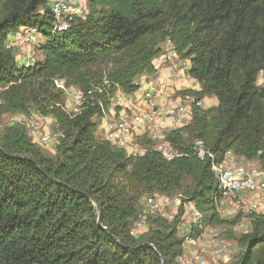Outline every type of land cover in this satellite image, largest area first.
Returning a JSON list of instances; mask_svg holds the SVG:
<instances>
[{
    "label": "trees",
    "instance_id": "trees-1",
    "mask_svg": "<svg viewBox=\"0 0 264 264\" xmlns=\"http://www.w3.org/2000/svg\"><path fill=\"white\" fill-rule=\"evenodd\" d=\"M86 9L54 32L49 0H0V114L49 116L57 136L52 155L23 126L0 136V264H177L178 216L147 214L145 231L130 228L153 193L193 202L202 225L230 222L216 210L221 191L196 139L216 161L230 151L264 167V0H86ZM21 28L42 35L30 67L7 46ZM167 42L200 85L177 92L193 98L190 120L165 133L179 155H127L98 135L96 118L156 73ZM55 80L82 93L76 111ZM205 96L217 106L198 105ZM247 220L235 258L222 264H264V213Z\"/></svg>",
    "mask_w": 264,
    "mask_h": 264
},
{
    "label": "built area",
    "instance_id": "built-area-1",
    "mask_svg": "<svg viewBox=\"0 0 264 264\" xmlns=\"http://www.w3.org/2000/svg\"><path fill=\"white\" fill-rule=\"evenodd\" d=\"M84 2L85 0H49V7L54 20L53 31L65 29L69 20L73 17H84L87 13ZM39 34L35 29L28 28H25L24 32H13L12 39L7 42V46L16 51V48L22 44L38 43L39 39L36 36H39ZM159 56L165 61L171 62L169 68L172 79L189 77L187 73L189 61L179 58L171 43L167 42L163 46ZM15 57H18L16 52ZM37 60L32 53L31 55L28 54L21 66L30 67ZM54 82L67 95L65 96L66 109L68 111H76L83 101L82 93L73 86H65L63 80H55ZM140 84L141 81L139 80ZM159 92L155 91L148 95L143 106L138 105L140 109L126 107L115 110L110 114L103 112L101 115V136L111 145L123 149L127 155H141L149 149H154L166 160H171L173 157L178 156L179 154L166 140V134L159 126L158 118L163 115L175 128L185 125L191 117L193 98L184 96L183 98L186 99L184 103H175L169 100L166 104H162ZM121 97H123L122 93L118 92L114 96L113 102ZM197 104L201 106V100ZM26 116H28V120L25 129L32 138V142L39 146H51L53 149L57 143V136L51 134L48 128V122H52V119L35 111H31ZM141 119L143 120L144 132L148 139L154 143L151 147L141 145L135 138L134 133ZM193 147L200 159L207 158L210 161L211 169L218 181L221 197L216 204V210L220 217L226 214L230 204L238 203L245 194L260 195L264 192V167H261L255 161L244 159L234 163L230 160L233 156L230 151L226 152L220 161H216L214 155L205 148L203 141L199 139L193 142ZM174 201L175 199L172 200L170 197L156 193L145 195L142 198V212L138 219L133 221L129 233L138 235L146 230L147 214H154L169 221L174 220L175 217L167 209L168 204ZM182 207L184 209L183 213L186 214L187 211H190L191 216L188 221H185L182 213L183 215L177 225L179 233L185 239L183 252L176 259L177 264H210L209 259H224L231 248L226 241L220 239H218L216 244H213L214 239L218 235L217 227L201 224V213L196 209L193 202L184 200ZM239 227V229H243L244 226ZM244 228L243 232H246L247 226ZM195 230H200L199 235L197 237L190 236Z\"/></svg>",
    "mask_w": 264,
    "mask_h": 264
},
{
    "label": "rangeland",
    "instance_id": "rangeland-1",
    "mask_svg": "<svg viewBox=\"0 0 264 264\" xmlns=\"http://www.w3.org/2000/svg\"><path fill=\"white\" fill-rule=\"evenodd\" d=\"M84 1V0H83ZM85 3V2H84ZM38 39L42 40V35L39 34V36H36ZM37 42H32L31 44H22L16 49V54H17V62L21 66L22 62L27 58V55L31 53L37 58L40 59V55L38 54V51L36 50V45ZM261 81V75L258 77V82ZM1 89V88H0ZM67 96V95H65ZM65 102H66V97H65ZM74 106V105H73ZM72 109V108H71ZM28 116L23 115L22 113H4L0 114V136L4 133V129L6 127H11V126H18V127H25L27 123ZM48 128L51 132V134L55 135L53 132V124L51 121L48 122ZM28 135V134H27ZM29 136V135H28ZM30 137V136H29ZM31 141L32 138L30 137ZM36 144V143H35ZM44 153L48 155L54 154V148L52 149L51 146H39L36 144ZM185 185H188L189 182L185 181ZM170 198L173 200L175 199L174 202L168 204V211L173 217H179L177 220H180L183 213V207H182V197L178 194H174L170 196ZM179 200V201H178ZM178 201V202H177ZM263 204H264V192L261 193L260 195L257 194H250L247 193L245 194L241 200L238 203H233L230 204L227 209L226 214L222 215L220 218L225 219L227 221H230L229 223H225L218 227V235L214 239V242L217 241V239L224 240L228 243L230 246V251L227 252L226 256L224 259L216 260L217 263H214V259H209L210 264H222V263H230L236 256L238 252V248L235 242L236 237L243 232L245 229L244 227L246 226L248 220H247V215L248 213L255 211V212H263ZM141 206L143 208L142 200H141ZM145 210V209H144ZM183 213V214H182ZM264 213V212H263ZM185 221H188L191 214L190 211H187L186 214L183 215ZM239 226H244L243 229H239ZM238 227V228H237ZM213 242V244H214ZM218 242V241H217ZM216 242V243H217ZM220 260V261H219Z\"/></svg>",
    "mask_w": 264,
    "mask_h": 264
},
{
    "label": "crops",
    "instance_id": "crops-1",
    "mask_svg": "<svg viewBox=\"0 0 264 264\" xmlns=\"http://www.w3.org/2000/svg\"><path fill=\"white\" fill-rule=\"evenodd\" d=\"M85 6H86V0H85ZM18 31L24 32V28L19 29ZM17 31V32H18ZM16 32V33H17ZM12 33L9 34L7 42L12 39ZM42 40L39 39L38 43H40ZM18 49V48H16ZM39 54V52H38ZM18 63V62H17ZM170 61H165L162 59L161 56H157L153 59V65L156 69V73L152 75H143L140 78L141 84L139 89L130 95H123L119 100L112 103L111 107H109V110L107 111L109 114L116 110V107L126 108L129 107L131 109L139 108V106H143L145 98L152 94L155 91H160V102L162 104H166L169 100L174 101L175 103H181L186 102V99H184L182 96H179L177 94L178 91L183 89H189V90H199L200 85L199 83L192 79L191 77L185 78V77H179L176 79H172L170 77ZM263 80L262 74H261V83ZM217 98L215 96H205L203 99H201V107L204 109L215 107L217 106ZM66 104V102H65ZM139 105V106H138ZM101 118L102 116L96 118L98 122V129L97 133L98 135L102 132V125H101ZM159 126L161 127V130L166 133L171 129H174L175 126L169 123V121L163 116H159ZM135 138L138 140V142L147 147L153 146V141L148 139L146 133L144 132V126H143V120L141 119L138 123V127L134 133ZM230 160L234 163L243 161L244 159L241 157H237L233 155ZM264 210V209H263ZM264 212V211H263ZM218 228V227H217ZM218 241V239H217ZM216 241V242H217ZM214 242V241H213ZM214 242V244H216ZM214 263L216 262V259L212 261Z\"/></svg>",
    "mask_w": 264,
    "mask_h": 264
},
{
    "label": "water",
    "instance_id": "water-1",
    "mask_svg": "<svg viewBox=\"0 0 264 264\" xmlns=\"http://www.w3.org/2000/svg\"><path fill=\"white\" fill-rule=\"evenodd\" d=\"M150 246L154 247L152 244H149Z\"/></svg>",
    "mask_w": 264,
    "mask_h": 264
}]
</instances>
